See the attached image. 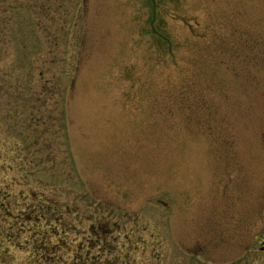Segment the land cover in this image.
Here are the masks:
<instances>
[{
    "label": "rangeland",
    "instance_id": "rangeland-1",
    "mask_svg": "<svg viewBox=\"0 0 264 264\" xmlns=\"http://www.w3.org/2000/svg\"><path fill=\"white\" fill-rule=\"evenodd\" d=\"M1 203L0 264H264V0H0Z\"/></svg>",
    "mask_w": 264,
    "mask_h": 264
},
{
    "label": "trees",
    "instance_id": "trees-1",
    "mask_svg": "<svg viewBox=\"0 0 264 264\" xmlns=\"http://www.w3.org/2000/svg\"><path fill=\"white\" fill-rule=\"evenodd\" d=\"M30 212L31 213L29 214V217H33L34 219L32 221L36 223L39 217H37V215L34 214V212L32 213V210H30ZM15 215H16V219H18V222L23 217L22 214H15ZM29 230L33 242V246L31 247L32 248L31 256L34 258V260L39 261V259H42L43 257L42 251H44L46 254L45 260H47V263L49 264L53 259L56 260L58 259L59 256L58 252L60 250H65V251L69 250V247H67L65 242H63L61 231H59L57 225H55V220H53L52 225H48V224L45 225L43 231L41 230L42 232L37 231V229L35 230L29 229ZM50 230H51V236L48 234V231ZM37 237H41L40 241L36 240ZM47 237L49 238L48 241H47ZM44 239H46L45 244H44ZM45 260L43 261L44 263H46Z\"/></svg>",
    "mask_w": 264,
    "mask_h": 264
},
{
    "label": "flooded vegetation",
    "instance_id": "flooded-vegetation-1",
    "mask_svg": "<svg viewBox=\"0 0 264 264\" xmlns=\"http://www.w3.org/2000/svg\"><path fill=\"white\" fill-rule=\"evenodd\" d=\"M2 199H3V200H8V195H6V196H2ZM0 206L3 207V208L5 209V207H4V203H1ZM6 211L8 212L7 214H11V216H9V217H13V214H12L11 212H9L8 207H7ZM37 215H39V221H40V220H41V216H40L39 213H37ZM263 242H264V241H262L261 244H260V248L262 249V251H264V249L262 248V243H263Z\"/></svg>",
    "mask_w": 264,
    "mask_h": 264
},
{
    "label": "water",
    "instance_id": "water-1",
    "mask_svg": "<svg viewBox=\"0 0 264 264\" xmlns=\"http://www.w3.org/2000/svg\"><path fill=\"white\" fill-rule=\"evenodd\" d=\"M262 247H263V249H264V242H263V244H262Z\"/></svg>",
    "mask_w": 264,
    "mask_h": 264
}]
</instances>
